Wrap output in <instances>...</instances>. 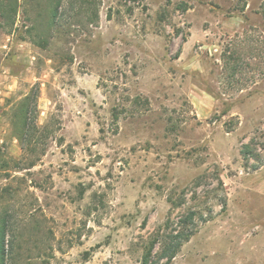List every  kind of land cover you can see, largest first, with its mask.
Segmentation results:
<instances>
[{
  "label": "rangeland",
  "instance_id": "rangeland-1",
  "mask_svg": "<svg viewBox=\"0 0 264 264\" xmlns=\"http://www.w3.org/2000/svg\"><path fill=\"white\" fill-rule=\"evenodd\" d=\"M47 1L0 0L17 263L141 264L192 211L194 235L158 264H264V0H63L52 36Z\"/></svg>",
  "mask_w": 264,
  "mask_h": 264
},
{
  "label": "trees",
  "instance_id": "trees-1",
  "mask_svg": "<svg viewBox=\"0 0 264 264\" xmlns=\"http://www.w3.org/2000/svg\"><path fill=\"white\" fill-rule=\"evenodd\" d=\"M17 4V0H14ZM92 0H82V2L90 3ZM48 9L45 17L46 28L50 32L49 36H52V31L57 29V26L65 17V10L63 9V0H48ZM14 5L9 12L3 15L11 22L14 21L17 14V5ZM36 30V27L32 31ZM48 35V34H47ZM43 43L44 40L40 39ZM229 55L225 58L226 63H231V57ZM33 99H37V92L33 91L32 94L26 97V100L22 102L21 115L18 118V125L20 128V134L18 140L22 145H25L27 138H29L33 132L40 129L36 124L35 113L37 112V106H33ZM4 163V164H3ZM5 168L9 164V160H4V153L0 152V168ZM11 217L8 215L0 218V264H18L17 252L19 237L15 233V226L11 221ZM196 221V214L192 211L188 212L179 222V230L173 228L169 230L165 235H158L149 244L146 249L141 264H158L159 261L167 259V262H172L179 253L184 243L190 241L194 235L190 230L189 225ZM168 224L167 229H169ZM160 245V246H159ZM159 246L158 252L155 254L156 247Z\"/></svg>",
  "mask_w": 264,
  "mask_h": 264
}]
</instances>
